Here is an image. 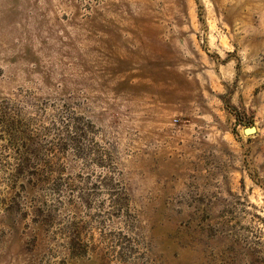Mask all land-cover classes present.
<instances>
[{
  "label": "rangeland",
  "instance_id": "374dc122",
  "mask_svg": "<svg viewBox=\"0 0 264 264\" xmlns=\"http://www.w3.org/2000/svg\"><path fill=\"white\" fill-rule=\"evenodd\" d=\"M0 264H264V0H0Z\"/></svg>",
  "mask_w": 264,
  "mask_h": 264
},
{
  "label": "water",
  "instance_id": "95a60500",
  "mask_svg": "<svg viewBox=\"0 0 264 264\" xmlns=\"http://www.w3.org/2000/svg\"><path fill=\"white\" fill-rule=\"evenodd\" d=\"M253 132V129L245 130V133Z\"/></svg>",
  "mask_w": 264,
  "mask_h": 264
}]
</instances>
